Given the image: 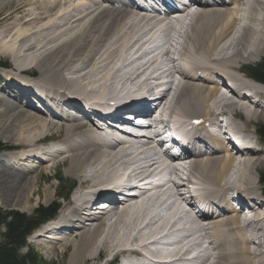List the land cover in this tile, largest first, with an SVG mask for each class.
<instances>
[{
  "label": "bare ground",
  "instance_id": "6f19581e",
  "mask_svg": "<svg viewBox=\"0 0 264 264\" xmlns=\"http://www.w3.org/2000/svg\"><path fill=\"white\" fill-rule=\"evenodd\" d=\"M71 1L0 0V8H8L0 19V56L24 58L23 65L40 71L39 85L33 84L40 90L10 80L19 85L10 91L19 94L1 100L0 127L22 147L6 146L15 153L0 158V205L26 209L40 175L68 163L66 172L79 179V188L60 220L34 239L64 245L77 240L71 263L96 260L104 251L126 254L127 264H264V202L252 194L264 152L249 135L256 145L239 149L221 132L239 112L248 120L264 119V85L243 70L264 55V0H198L194 11L158 19L125 7L124 0ZM159 50L169 63L166 81L159 72L163 61L153 57ZM15 66L22 73L24 67ZM40 92L55 100L43 106ZM132 94L158 96L160 119L148 115L143 100L132 111L149 120L146 128L136 127L142 138L104 131L108 122L129 114L132 103L120 102ZM95 96L105 105L115 102L108 117L87 114L97 110L85 106ZM194 120L203 122V138L192 140L205 150L191 149L185 159L161 158L153 145L160 136L156 126L175 124L179 130ZM207 124L220 130L218 137ZM47 142L52 145L42 148ZM147 162L150 173L141 167ZM124 187L134 197L119 202L108 195ZM229 196L257 199L261 206L253 210V223L231 201L225 203ZM104 199L114 209L96 214ZM195 235L201 239L191 240ZM170 240L173 249L157 247ZM190 251L193 257L185 258Z\"/></svg>",
  "mask_w": 264,
  "mask_h": 264
},
{
  "label": "rangeland",
  "instance_id": "374dc122",
  "mask_svg": "<svg viewBox=\"0 0 264 264\" xmlns=\"http://www.w3.org/2000/svg\"><path fill=\"white\" fill-rule=\"evenodd\" d=\"M71 2L76 3V2H83V1L82 0H72ZM7 9L8 8H5V9L0 8V19L6 15ZM153 57H155V59H156V56H153ZM0 60H1V62H3L5 64L4 67L2 66L0 68V111H2L3 110L2 106H1L2 98L3 97L11 98L10 96L7 95L9 93V90H8L9 85L7 84L8 81L9 80H12V81L22 80L23 77L19 76V75H21L23 73H29V74H32L34 76V77H31L28 74L27 76L30 77V80L32 82H34L36 85H39L38 83H40V71H39V69H37L35 67L29 66V64H30L29 62H28L29 64L24 63L26 65H23L22 62L26 61V60H24V58L21 60H17V62H14L13 60L10 59V57L3 55V56H0ZM263 60H264V55H262V57L260 59H258L257 61H251L248 64H250L251 66H254V65L262 62ZM15 64H19L20 66L24 67L22 73L19 72L20 69H18L15 66ZM244 65H246V64H244ZM244 65H243V67H244ZM3 68H5V69H3ZM25 79H27V78H25ZM175 79L181 80V78H179V79L175 78ZM228 115L230 116V113ZM239 115L241 116V121H242L241 123L245 124L246 128L245 127L244 128L247 130H250L251 128L253 129L252 130L253 131L252 139L255 141L257 140L256 142L258 144H261V141H259L260 138L258 137L256 129L260 125H264V119H257V121H256V119L255 120H248L247 117H245L244 113L239 112ZM230 119L232 122H235V119H233L231 116H230ZM1 121H4V118H2ZM247 130H246V132H247ZM247 135L251 136V134L249 132L247 133ZM0 144H1V147L5 148L4 151L0 153V158H2L6 154L15 153L14 150H10L6 146H8V147L9 146L10 147L15 146L17 144H20V142L16 141V137L12 136L10 133H8L5 128L0 127ZM17 146H18L17 148L22 147L21 145H17ZM257 150L264 152V146L260 145V147ZM31 164L32 163H28V164L26 163L24 166L25 167L27 166V168L28 167L31 168V166L33 165V164L32 165ZM67 166H68V163L60 164L57 168H55V167H54V169L52 168V170L48 171V173L46 172V173H42L40 175L39 181H38L39 184L36 185L35 193L31 199L30 203H28V205L25 207L26 209H23L24 207L19 206L24 211L17 209V208H13V207H8L7 204H4L5 205L4 207H2L0 205V207L5 211L19 212V213L29 215V216H32L34 214V211L36 209H38L40 206L47 207L53 203H57L60 206V209L63 210L64 207L68 204V202L72 198L74 191L71 193L69 200L63 201L62 204H61V202H58L57 201V195L59 192H63L64 190L62 187H60L61 185L56 181V177H57L56 174L58 175V177L61 175L65 179V180H63L64 181L62 184L63 186H65V184L70 183V182H75V183L77 182V189L79 188V179L76 178L75 176L69 175L66 172ZM255 172H253L255 190L252 191V194H255L256 196L260 197V196H262V190H263V184L261 185L260 180H261L262 175H264V165L262 167L258 168V170ZM45 198H46V200L50 199V202H46ZM30 208L32 209L31 212H29ZM40 230L42 231L43 228H41ZM40 230L37 231V233L35 235H38L41 232ZM35 235H33L31 237V239H30L31 243L30 244L36 249V251L48 263L74 264V263H71L72 262V254H73L77 240H74L73 242H71V244L69 243V245H64L63 242H59L58 240L51 241V240H48L46 238L34 239ZM197 239H201V235H195L192 237L191 240L196 241ZM202 246H203L202 248H204V246H206V244H202ZM155 247L156 246H152L151 248L155 249ZM103 252L99 255V258L97 257L96 260H90L89 259V260H85V261H83L81 263H77V264H108L112 258V255L113 256H115V255L113 253L110 254V252L109 253L108 252L103 253ZM123 255H126V254H123ZM125 257H127V256H125ZM117 262H118V264H120V259Z\"/></svg>",
  "mask_w": 264,
  "mask_h": 264
},
{
  "label": "trees",
  "instance_id": "16d2710c",
  "mask_svg": "<svg viewBox=\"0 0 264 264\" xmlns=\"http://www.w3.org/2000/svg\"><path fill=\"white\" fill-rule=\"evenodd\" d=\"M0 66H2L1 62ZM245 72L251 79L264 85V60L258 65L247 67ZM257 132L264 141V125L257 127ZM1 148L0 144V151ZM59 179L63 184V179ZM261 182L264 194V175L261 177ZM73 186L72 183L62 185L64 193L60 195L62 194L63 197L69 194ZM58 208V204L40 206L32 216H28L19 212L4 211L0 207V264H55L44 260L26 240L43 223L54 218Z\"/></svg>",
  "mask_w": 264,
  "mask_h": 264
}]
</instances>
